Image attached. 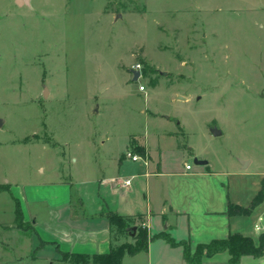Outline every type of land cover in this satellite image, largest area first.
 <instances>
[{
	"label": "rangeland",
	"instance_id": "obj_1",
	"mask_svg": "<svg viewBox=\"0 0 264 264\" xmlns=\"http://www.w3.org/2000/svg\"><path fill=\"white\" fill-rule=\"evenodd\" d=\"M0 118V264H65L32 257L30 183L76 197L137 142L169 169H264V0H0Z\"/></svg>",
	"mask_w": 264,
	"mask_h": 264
},
{
	"label": "crops",
	"instance_id": "obj_2",
	"mask_svg": "<svg viewBox=\"0 0 264 264\" xmlns=\"http://www.w3.org/2000/svg\"><path fill=\"white\" fill-rule=\"evenodd\" d=\"M172 138L177 139L176 135ZM135 145L140 147L138 142ZM134 147L131 144L114 156L104 172L79 173L76 197L71 179L30 183L26 192L13 195L24 219H34L40 243L31 252L34 260L60 261L63 252L106 254L113 247L134 242V235L110 220L111 214L142 222L150 236L166 232L175 242L188 241L192 251L199 244L234 233L259 243L264 234V169H251L252 159L248 167L240 164L227 172L214 170L208 162L198 168L169 169L160 150L158 161L149 150L141 160L126 159L125 152ZM128 178L131 183L125 185ZM260 191L263 199L250 212H229L230 203L249 207ZM229 259L224 251L204 257L203 262L227 264ZM122 264L188 263L183 245H172L161 237L150 240L145 251L125 254ZM239 264H264V254L243 255Z\"/></svg>",
	"mask_w": 264,
	"mask_h": 264
},
{
	"label": "trees",
	"instance_id": "obj_3",
	"mask_svg": "<svg viewBox=\"0 0 264 264\" xmlns=\"http://www.w3.org/2000/svg\"><path fill=\"white\" fill-rule=\"evenodd\" d=\"M136 151L141 152L139 146H135ZM263 199V191H260L254 198L249 207H242L230 203V213H248ZM16 201V219L18 221L24 220V214L18 199ZM123 216L118 214H111L110 220L120 227L125 225ZM164 238L172 245L184 246V258L188 264H206L203 262L204 257L212 256L218 252L227 251L230 254V259L227 264H239L243 255L251 254L254 256H261L264 254V234L260 236L259 243L256 244L254 239L240 233H234L227 238L215 239L209 243L199 244L194 251L191 247L186 245L188 241L175 242L168 234L149 235L147 228L140 227L138 233L134 235L135 241L132 243H124L113 247L110 252L106 254H77V253H62L61 260L67 264H88L93 262L95 264H122L125 254H137L138 252L148 249L150 240L155 238Z\"/></svg>",
	"mask_w": 264,
	"mask_h": 264
},
{
	"label": "built area",
	"instance_id": "obj_4",
	"mask_svg": "<svg viewBox=\"0 0 264 264\" xmlns=\"http://www.w3.org/2000/svg\"><path fill=\"white\" fill-rule=\"evenodd\" d=\"M131 70H132V72L134 70H139L140 71L139 79L142 77V75H143L142 74V64L140 62H136L132 66ZM139 87H140L141 90H145L146 89V87L143 84H141ZM134 146H136V145L134 144ZM124 156H125L126 159H130V160H133V161H138V160H141V159L144 158V156L141 153L137 152L134 148L128 149L125 152V155ZM186 168L187 169H190L191 166L188 164V165H186ZM130 183H131V179L128 178V179H125L124 180V184L125 185H128ZM256 228H259V226H256Z\"/></svg>",
	"mask_w": 264,
	"mask_h": 264
},
{
	"label": "water",
	"instance_id": "obj_5",
	"mask_svg": "<svg viewBox=\"0 0 264 264\" xmlns=\"http://www.w3.org/2000/svg\"><path fill=\"white\" fill-rule=\"evenodd\" d=\"M27 1V0H26ZM17 2L21 5L22 3H24V0H17ZM165 73V72H164ZM139 76H140V71L139 70H134L133 71V79L134 80H138L139 79ZM48 90L47 88L45 89V95L47 94ZM4 123V120L2 118H0V125H3ZM212 132L215 134V135H218V134H221V130L218 129L217 127H213L212 128ZM240 163L242 164V166L244 168L248 167L250 161L248 159H242L240 158L239 159ZM196 163L198 164H206L207 161L206 160H196Z\"/></svg>",
	"mask_w": 264,
	"mask_h": 264
}]
</instances>
